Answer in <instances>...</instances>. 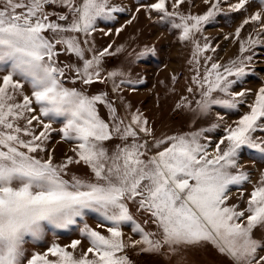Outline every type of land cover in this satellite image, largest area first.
<instances>
[{"label":"snow or ice","instance_id":"1","mask_svg":"<svg viewBox=\"0 0 264 264\" xmlns=\"http://www.w3.org/2000/svg\"><path fill=\"white\" fill-rule=\"evenodd\" d=\"M251 2L203 0L206 10L192 14L179 10L185 0H171V10L169 0H138L137 13H155L192 46L187 95L176 109L201 117L214 108L235 114L254 95L231 123L217 115L209 127L157 138L148 117L124 102L126 92L144 83L126 71L133 61L109 67L123 47L113 52L112 44H95L98 31L112 32L99 25L128 9L117 0H0V264H131L128 248L175 259L205 245L228 264H264V234H254L264 228V171L250 193H239L242 200L247 196L244 207L229 203L231 186L250 181L240 167L242 154L264 162V86L254 94L233 90L251 71L254 49L264 47V0L225 36L239 45L234 58L222 63L208 55L217 49L207 37L200 43L205 26ZM222 3H228L227 13ZM249 24L258 26L255 35L241 39ZM155 54L145 46L135 60ZM62 55L71 59L63 62ZM97 83L108 91H89ZM55 122L61 139L75 144L73 155L59 163L46 148ZM81 164L86 174L69 172ZM132 205L153 230L137 221ZM90 212L99 222L80 228L88 246L79 256L80 239L28 254L29 240L41 241L47 229H67ZM125 226L139 239L126 242Z\"/></svg>","mask_w":264,"mask_h":264},{"label":"rangeland","instance_id":"2","mask_svg":"<svg viewBox=\"0 0 264 264\" xmlns=\"http://www.w3.org/2000/svg\"><path fill=\"white\" fill-rule=\"evenodd\" d=\"M170 2L171 0H169V10H171ZM235 2L237 0H228V3ZM117 3L128 9V11L118 14L115 21H105L99 26L104 28L105 31L111 28L112 32L116 28H121L120 33L104 36L98 31L95 34V44L97 47L112 44L113 48L111 51L113 52H115L117 47H123L120 53H116L114 58L108 61L109 67L124 68L125 64L133 61L131 66L126 68V71L133 79L143 78L144 83L137 85L135 93L126 92L124 102L130 104L133 111L139 109L140 112L148 117L150 124L155 129L157 138H162L166 134L171 135L179 132L194 131L201 127H209L212 123L217 122V115L224 116L225 123H231L240 114L248 110L247 103H251L254 95H249L247 103L235 114L214 108L206 117H201L194 115L188 110L176 109L175 105L179 101L180 96L187 95L185 89L189 86L192 75L190 71L191 65L189 64L191 44L179 41L177 38L178 31L171 29L167 22L161 23L155 13H148L145 10L137 13L138 0H117ZM228 3H222L221 5L226 13ZM261 7V0H252L245 10L221 15L214 23L205 26L204 31L200 34V43L203 44V37H207L212 47L217 49L216 53L209 52L208 55H214L222 63L238 55V43L233 39L226 40L225 36L232 35L246 17L250 16L252 12L259 11ZM179 10L184 13L202 14L206 10V6L203 0H185ZM133 14L136 16L135 19H132ZM129 20H131V23H127ZM122 26H124L123 29ZM256 29H258L257 25H246L242 29L241 39L246 38L250 33L255 35ZM145 46L154 47L156 54L146 59L135 60L136 54ZM254 51L256 55L249 65L251 71L245 78L238 81V84L234 86V91L251 89L254 94L259 87L264 86V47L257 46ZM69 59L71 58L63 55L60 57L63 62H67ZM122 61L124 63H121ZM173 76L176 77L175 81L172 80ZM77 87H80V85H77ZM97 90L108 91L105 85L99 83L93 84L89 91L95 92ZM112 99L115 100V94H112ZM189 99H192V97H189ZM106 111V109L102 108L101 115H105ZM123 114L121 112V115ZM52 127L56 131L51 133L50 140L46 143V148L53 155L54 161L59 163L65 157L73 155L71 150L75 147V144L61 139V134L58 131L61 127L60 122L53 123ZM210 135L213 140L219 138L218 134L210 133ZM39 155L47 158V153H40ZM252 155L253 153L245 152L240 159V167L250 172V181L239 187L231 186L229 192L231 197L229 203L239 204L240 207H244V201H246L247 196L242 200L239 193H250L252 187L260 179V173L264 171V162L249 159ZM69 172L84 175L87 173V169L82 164L70 165ZM131 211L146 230H153L150 225H144L143 223L147 218L146 214L141 215L136 212L134 205L131 206ZM98 222V216L90 212L82 220L78 219L76 224L69 226L67 229L49 228L46 230L43 240L37 242L28 241L26 244L28 254L31 255L33 252L44 253L53 243L63 247L70 245L74 239H80L81 245L75 250V254L79 256L88 246V241L80 235V228L85 223L92 228H97ZM122 231L126 242L139 239L137 234L131 232L130 226L123 227ZM254 234L259 238L264 234V228L257 227L254 229ZM125 254L131 264H181V262L182 264H228L227 258L211 245L191 249L175 259L172 256L142 253L139 247L128 248Z\"/></svg>","mask_w":264,"mask_h":264},{"label":"crops","instance_id":"3","mask_svg":"<svg viewBox=\"0 0 264 264\" xmlns=\"http://www.w3.org/2000/svg\"><path fill=\"white\" fill-rule=\"evenodd\" d=\"M124 28V26H122V29ZM114 33H116V31L114 30L113 32H111V34H114Z\"/></svg>","mask_w":264,"mask_h":264},{"label":"bare ground","instance_id":"4","mask_svg":"<svg viewBox=\"0 0 264 264\" xmlns=\"http://www.w3.org/2000/svg\"><path fill=\"white\" fill-rule=\"evenodd\" d=\"M243 160V159H242Z\"/></svg>","mask_w":264,"mask_h":264}]
</instances>
